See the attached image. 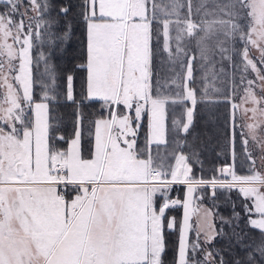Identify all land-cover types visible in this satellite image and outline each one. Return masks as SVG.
Here are the masks:
<instances>
[{
  "label": "snow or ice",
  "instance_id": "snow-or-ice-1",
  "mask_svg": "<svg viewBox=\"0 0 264 264\" xmlns=\"http://www.w3.org/2000/svg\"><path fill=\"white\" fill-rule=\"evenodd\" d=\"M208 2L196 12L213 18L197 23L192 0H0V264H166L171 230L179 232L176 264H264V139L256 125L241 133L248 174L236 171L233 113L232 162L218 175L198 174L199 150L183 151L198 107L226 102L213 95L219 89L207 72L202 91L192 86L190 45L202 64L218 54L235 68L239 57L245 102L264 104L256 94L264 93V0H212L222 18ZM74 22L83 34L81 63L62 70L54 59L66 54ZM165 59L167 78L154 70ZM61 97L75 107L68 136L51 115ZM97 103L98 115H86ZM206 119L214 123L211 108ZM234 190L244 201L239 211ZM206 197L212 207L196 205L194 224L190 207ZM177 207L180 221L170 215Z\"/></svg>",
  "mask_w": 264,
  "mask_h": 264
},
{
  "label": "trees",
  "instance_id": "trees-1",
  "mask_svg": "<svg viewBox=\"0 0 264 264\" xmlns=\"http://www.w3.org/2000/svg\"><path fill=\"white\" fill-rule=\"evenodd\" d=\"M216 1H218L219 3L225 2V0H216ZM211 6H212V0H209L207 10L210 12H212ZM195 10H196V5L195 8L193 6V11ZM195 13L196 11L193 12L192 17L193 19H196L198 22V19L200 18L197 19ZM203 16L204 15H202L201 17ZM207 18L210 19L211 17H207ZM246 22L251 23V18H248ZM82 41H83V34L81 30V25L74 22L73 35L71 37V40L69 41L66 54L63 51L58 52L54 59V62L57 64V66L60 69L62 70L72 69L74 65L81 63L80 56L82 52ZM45 50L47 51V49ZM189 51L194 53V55H196V52L197 54H199L194 44L190 45ZM213 60L216 65L202 64L200 58H196L194 60L193 68L194 70L196 69L194 72L195 84L192 86H194L198 90V93L202 91L205 82L201 77H203L206 72L208 73L209 70L207 69L208 66H212L211 70L216 71L215 79L212 80V82L214 83L215 88L219 89V92L213 93V95L216 96L221 101H226V102L198 107L195 130L192 133V136L189 138L188 147H185L183 151L185 153H188L189 150L193 147L199 150L201 154L200 158L203 161V172L202 173L198 172V174H202L206 178L212 175H218V172L215 170H218L219 167L226 166L232 162L231 151L228 144V132H229L228 118H229V114L233 113L236 118V137H235L236 171L237 174L239 175H245L248 174V171L241 146V133L242 132L245 133V130L242 127L241 122L239 121L240 104L238 99V94H241L245 85L240 83V76H241L240 58L233 55V63L236 65L235 68H233L232 64H230L227 60L222 61L218 54L213 58ZM155 62L157 63V61ZM200 64H202L201 68H199ZM221 68L224 69L223 72L220 71ZM42 70L43 69L41 68V71ZM225 73H226V77H223ZM220 74L222 76H220ZM76 75L78 79L75 82V86L78 90L80 78L82 77L83 74L77 72ZM245 75L248 76L247 77L248 79H253L252 77L253 74L250 75V72ZM209 78L213 79L212 75H209ZM232 105H235L236 107L233 108ZM52 108L53 111L51 115L56 120L59 121V126L61 128L62 133L68 136L73 130V121L75 119L74 105L71 102L65 101L64 98L61 97L60 102L58 104H54ZM208 108H211L215 116V120L212 125H209L206 119ZM84 111L86 115H91L93 118H95L100 111V106L98 103L92 104L89 105L87 108H85ZM146 125H147V119L145 118L139 130L140 145L142 141H145V139L142 136L143 135L142 132L147 130ZM197 135L199 136V140L196 139ZM153 148L155 150V146ZM249 148L253 152L250 144V140H249ZM253 154L256 155L254 152ZM242 162L244 163V166H242ZM181 193L182 192H180L181 198H183ZM218 197H219V202L222 205H224L219 208V211L225 216L229 215L230 208L224 204V195L218 192ZM231 199L232 201L235 202L236 208L239 211L240 206L244 202L241 195L234 190L231 193ZM202 202L210 206V208L212 207V201L207 197ZM182 212H183V208L177 207L171 210L170 215L175 216L177 220L180 221ZM241 215H243V213H241ZM242 227H246V226L242 225ZM249 231L251 232V236L253 239H259L258 231H254V230H249ZM166 239L168 242V252L165 257L166 264H174L177 258L179 232L177 230L166 231ZM224 243H225L224 241H220L218 246L223 245Z\"/></svg>",
  "mask_w": 264,
  "mask_h": 264
},
{
  "label": "rangeland",
  "instance_id": "rangeland-1",
  "mask_svg": "<svg viewBox=\"0 0 264 264\" xmlns=\"http://www.w3.org/2000/svg\"><path fill=\"white\" fill-rule=\"evenodd\" d=\"M164 2L167 4V3L170 2V0H164ZM181 2H182V3H185V0H181ZM200 2H201V0H192V5L194 6V8H195V5H196V8H197V6L200 4ZM216 2L219 3L218 1H216ZM206 10H207V9H206ZM195 11H196V10H195ZM195 11H193V12H195ZM204 11H205V9H201V11H200L199 13H197V12L195 13L196 16H197V19L200 18V19H198V22H199L201 19H209V18H207V17L204 18V16L201 17L202 15H204ZM207 11H208V10H207ZM211 11L216 13V17H217V18H222L220 12H219L217 9H215L214 7H212V6H211ZM179 12H180V16H181L182 18L187 16V9H186V7L180 9ZM212 18H213V17H211L210 19H212ZM171 19H175V17L173 16V17H171ZM192 19H193V17H192ZM193 21H194V22H197L196 19H193ZM198 22H197V23H198ZM170 34L174 37L176 33H175L174 30H171V29H170ZM9 43H11V40H10V39H9ZM193 54H194V53H193ZM250 54L253 55V56H258V52H257L255 49H253L252 52H251ZM195 56H196V58H199V54H197V52H196V55H195ZM213 65H216L215 62H214ZM201 67H202V64L199 65V68H201ZM211 68H212V66H208V68H207V69H209V70H208V74L211 75L213 72H215V75H216V71H212ZM154 70H155V71H158L159 74L161 75V77H165V78H167V77H170V76L172 75V72H171V70H170V67H169V65H168V63H167V61H166V59H165V62H164L163 65H161V64L159 63V60H157V63L154 61ZM195 70H196V69H195ZM195 70H194V68H193V75H194ZM177 71H179V69H177ZM250 75H252V73H250ZM220 76H222V75L220 74ZM223 77H226V73L224 74ZM247 77H248V76H247ZM250 77H251V76H250ZM252 77L254 78V75H253ZM201 78H202V77H201ZM9 80H10V82H12L13 84H18V82H16V81H12V80H11V76H9ZM212 80H213L212 78H209V81H210V82H212ZM193 87H194V86H193ZM3 92H4L3 87H0V93H3ZM256 94H257V97H260L261 95H264V93H261V92L259 91V89L256 90ZM215 97H216V96H215ZM216 98H217V97H216ZM224 98H225V97H224ZM224 98H222V99H224ZM217 99H218V98H217ZM238 99H239V104H240V106H239V109H240V115H239L240 117H239V121L241 122V125H242V127L244 128L245 133L247 134V133L249 132V129L247 128V125H248V124H255V125H256V128H255V134H256L257 138H258V139H264V116H262V115H261V112H260V109L264 108V104H261V105H254V104H252L250 101H249V102H245V92H244V88H243L241 94H238ZM252 108H256L257 111H256L255 113H253V112L251 111ZM245 110H248V111H245ZM171 115H172V113H171V111H170V113H169L170 118H171ZM139 133H140V132H139ZM146 133H147V130L144 131V132H142V134H143L142 136H143L144 139H145ZM144 139H142V140H144ZM249 140H250V144H251V147H252L253 152H254L256 155H258V149H257L256 145L253 143L251 137H249ZM137 142H138V144H140V134H139V136H138V141H137ZM144 142H145V141H142V142H141V146H143ZM153 147H154V146H153ZM161 149H162V151H163V148H161ZM169 151H171V149H169ZM258 164H259V161H258ZM229 179H230V178H229ZM181 194H182V196H183V192H182ZM179 195H180V193H179ZM180 196H181V195H180ZM196 205H201L202 207H208V208H210V207H209L207 204H205L204 202L196 201V203L190 207V212L192 213V221H193L194 224H195L196 219H197V215H196V213H197V207H196ZM183 211H184V210H183ZM182 217H183V212H182V215H181L180 220H182ZM174 264H176V262H175Z\"/></svg>",
  "mask_w": 264,
  "mask_h": 264
},
{
  "label": "water",
  "instance_id": "water-1",
  "mask_svg": "<svg viewBox=\"0 0 264 264\" xmlns=\"http://www.w3.org/2000/svg\"><path fill=\"white\" fill-rule=\"evenodd\" d=\"M223 167H224V166H223ZM219 168H221V167H219ZM219 168H218V169H219Z\"/></svg>",
  "mask_w": 264,
  "mask_h": 264
},
{
  "label": "flooded vegetation",
  "instance_id": "flooded-vegetation-1",
  "mask_svg": "<svg viewBox=\"0 0 264 264\" xmlns=\"http://www.w3.org/2000/svg\"><path fill=\"white\" fill-rule=\"evenodd\" d=\"M210 207V206H209Z\"/></svg>",
  "mask_w": 264,
  "mask_h": 264
}]
</instances>
